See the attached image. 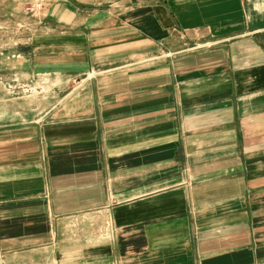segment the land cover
I'll use <instances>...</instances> for the list:
<instances>
[{
  "label": "crops",
  "instance_id": "1",
  "mask_svg": "<svg viewBox=\"0 0 264 264\" xmlns=\"http://www.w3.org/2000/svg\"><path fill=\"white\" fill-rule=\"evenodd\" d=\"M41 1L14 64L64 93L0 125V264H264V0Z\"/></svg>",
  "mask_w": 264,
  "mask_h": 264
},
{
  "label": "rangeland",
  "instance_id": "2",
  "mask_svg": "<svg viewBox=\"0 0 264 264\" xmlns=\"http://www.w3.org/2000/svg\"><path fill=\"white\" fill-rule=\"evenodd\" d=\"M77 5H80V0H74ZM90 2L87 6L90 8L104 9L111 2L115 0H81ZM46 4L43 1L26 4L17 17H8L0 19V38L3 42L0 44L1 50L5 49L6 57V70L3 69L0 61V125L24 123L37 120L39 116L36 114V108H43L47 106V102L51 104L58 101L63 93L55 94L56 97L52 98L51 91L47 90L46 93L37 95L36 90L31 87L30 80L26 81L24 77L17 76L18 69L15 68L14 55L15 47L20 42H28V39L33 35L41 33L42 22L45 20ZM17 44V45H16ZM21 78L22 81L18 78ZM78 81L71 82L65 87L67 89H75L80 86ZM41 90V89H40ZM49 96L48 99L43 97ZM51 95V96H50Z\"/></svg>",
  "mask_w": 264,
  "mask_h": 264
}]
</instances>
